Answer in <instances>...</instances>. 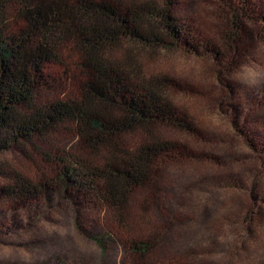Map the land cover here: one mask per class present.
<instances>
[{"label": "trees", "instance_id": "1", "mask_svg": "<svg viewBox=\"0 0 264 264\" xmlns=\"http://www.w3.org/2000/svg\"><path fill=\"white\" fill-rule=\"evenodd\" d=\"M197 1L214 30L187 18L183 0H0V154L30 165L0 162L2 199L65 200L100 262L114 245L127 264H153L164 242L165 230L142 229L162 169L180 159L161 127L190 126L172 106L179 86L150 63L183 52L213 63L223 84L264 35L263 0ZM89 213L100 235L84 229Z\"/></svg>", "mask_w": 264, "mask_h": 264}, {"label": "rangeland", "instance_id": "2", "mask_svg": "<svg viewBox=\"0 0 264 264\" xmlns=\"http://www.w3.org/2000/svg\"><path fill=\"white\" fill-rule=\"evenodd\" d=\"M182 8L205 32L214 28L197 0H183ZM258 36L250 38L245 61L222 73L223 84L213 63L183 52L160 53L150 63L179 86L172 106L190 126L161 127L180 159L162 169L142 224L166 231L150 263L264 264V35ZM0 162L30 167L18 152L0 154ZM83 224L95 235L105 228L92 213ZM102 254L77 232L65 200L39 194L12 207L0 192V264H127L121 247L109 245L100 262Z\"/></svg>", "mask_w": 264, "mask_h": 264}]
</instances>
